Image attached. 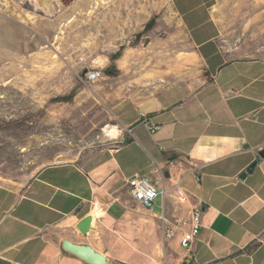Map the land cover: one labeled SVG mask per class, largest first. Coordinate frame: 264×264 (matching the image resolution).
Here are the masks:
<instances>
[{
  "label": "crops",
  "instance_id": "obj_1",
  "mask_svg": "<svg viewBox=\"0 0 264 264\" xmlns=\"http://www.w3.org/2000/svg\"><path fill=\"white\" fill-rule=\"evenodd\" d=\"M183 4L179 12L174 2L178 29L155 53L173 65L140 66L146 51L133 49L117 60L115 82L105 69L103 143L25 180L0 174V264H90L65 240L107 264H163V223L176 232V264H264V0ZM135 175L165 190L146 216L133 205ZM197 210L202 227L186 261L183 222Z\"/></svg>",
  "mask_w": 264,
  "mask_h": 264
},
{
  "label": "rangeland",
  "instance_id": "obj_2",
  "mask_svg": "<svg viewBox=\"0 0 264 264\" xmlns=\"http://www.w3.org/2000/svg\"><path fill=\"white\" fill-rule=\"evenodd\" d=\"M185 1L0 0V174L25 180L103 143L104 80L87 84L84 74L111 68L115 82L117 60L133 49L146 51L134 59L140 66L173 65V58L155 53L162 49L158 40L178 29L174 2L180 12ZM140 238V253L146 252ZM160 240L163 264H176L171 239L162 232Z\"/></svg>",
  "mask_w": 264,
  "mask_h": 264
},
{
  "label": "built area",
  "instance_id": "obj_3",
  "mask_svg": "<svg viewBox=\"0 0 264 264\" xmlns=\"http://www.w3.org/2000/svg\"><path fill=\"white\" fill-rule=\"evenodd\" d=\"M83 62L85 59L80 58ZM105 73L99 69L89 70L84 74L83 80L87 84H94L104 79ZM154 130V128H153ZM130 193L135 202L140 204L144 209L152 211L156 207L157 198L165 194V190L160 192L159 186L154 185V182L145 176L135 175L130 180ZM187 193L181 187L177 188V197L180 201L187 199ZM164 221V219H163ZM188 225V229L181 235V247L185 251L186 261L193 259L192 246L198 237L202 227V217L199 210L195 211L188 221L183 222ZM162 232L166 240L173 239L176 232L173 229L166 227L163 223Z\"/></svg>",
  "mask_w": 264,
  "mask_h": 264
},
{
  "label": "water",
  "instance_id": "obj_4",
  "mask_svg": "<svg viewBox=\"0 0 264 264\" xmlns=\"http://www.w3.org/2000/svg\"><path fill=\"white\" fill-rule=\"evenodd\" d=\"M261 156L264 157V150L261 152ZM256 163H253L248 171L252 172L255 168ZM154 185H157V183H154ZM92 225V217H87L84 220L79 223L77 228L79 231L85 235L90 232ZM63 247L67 251L73 253L74 255L80 257L84 261L90 263V264H107V258L101 254L100 252L96 251L92 246L90 245H81V244H74L68 240H65L63 242ZM183 264H187V262H184Z\"/></svg>",
  "mask_w": 264,
  "mask_h": 264
},
{
  "label": "trees",
  "instance_id": "obj_5",
  "mask_svg": "<svg viewBox=\"0 0 264 264\" xmlns=\"http://www.w3.org/2000/svg\"><path fill=\"white\" fill-rule=\"evenodd\" d=\"M62 101H67V99L64 97L63 99H61Z\"/></svg>",
  "mask_w": 264,
  "mask_h": 264
}]
</instances>
